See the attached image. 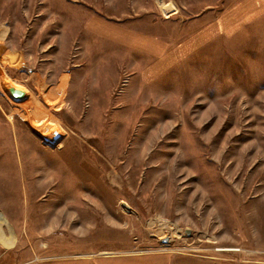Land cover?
<instances>
[{"label":"rangeland","instance_id":"obj_1","mask_svg":"<svg viewBox=\"0 0 264 264\" xmlns=\"http://www.w3.org/2000/svg\"><path fill=\"white\" fill-rule=\"evenodd\" d=\"M233 1L0 0V264H264V0Z\"/></svg>","mask_w":264,"mask_h":264},{"label":"water","instance_id":"obj_2","mask_svg":"<svg viewBox=\"0 0 264 264\" xmlns=\"http://www.w3.org/2000/svg\"><path fill=\"white\" fill-rule=\"evenodd\" d=\"M3 48H5V50H6V47L3 46ZM1 50H2V49H1ZM0 52H1V51H0ZM12 93H13V95H14L15 97H20V96L23 95V92L20 91V90H12ZM59 138H60V135H59V134H56V136H55V140H58Z\"/></svg>","mask_w":264,"mask_h":264},{"label":"bare ground","instance_id":"obj_3","mask_svg":"<svg viewBox=\"0 0 264 264\" xmlns=\"http://www.w3.org/2000/svg\"><path fill=\"white\" fill-rule=\"evenodd\" d=\"M4 50L5 49L0 46V51H4ZM32 108H33L32 112H34L35 116L42 112V109L38 105H33Z\"/></svg>","mask_w":264,"mask_h":264},{"label":"crops","instance_id":"obj_4","mask_svg":"<svg viewBox=\"0 0 264 264\" xmlns=\"http://www.w3.org/2000/svg\"><path fill=\"white\" fill-rule=\"evenodd\" d=\"M235 1H237V0H235ZM235 1H233V2H235ZM231 3H232V1H231ZM257 3V1H253L252 2V7L250 8V13L252 14V11L254 10V9H260V7H258V6H255L254 4H256ZM242 10V9H241ZM234 12H237V10L236 11H234ZM225 13V12H224ZM240 17L241 16H243V14H238ZM36 105H38V104H36Z\"/></svg>","mask_w":264,"mask_h":264}]
</instances>
